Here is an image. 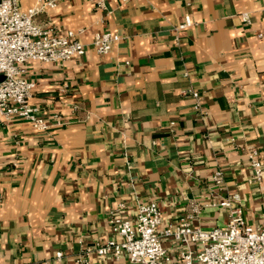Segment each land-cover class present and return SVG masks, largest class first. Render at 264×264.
I'll return each mask as SVG.
<instances>
[{"label": "crops", "instance_id": "obj_1", "mask_svg": "<svg viewBox=\"0 0 264 264\" xmlns=\"http://www.w3.org/2000/svg\"><path fill=\"white\" fill-rule=\"evenodd\" d=\"M35 20L74 31L87 50L26 65L31 102L53 125L3 128L0 264H132L97 243L113 236L112 211L135 218L140 202L157 201L163 225L192 216L211 229L229 224L220 203L230 198L264 225V174L255 181L247 155L249 145L264 154V0H108L106 10L63 0ZM104 30L121 38L99 54Z\"/></svg>", "mask_w": 264, "mask_h": 264}, {"label": "built area", "instance_id": "obj_2", "mask_svg": "<svg viewBox=\"0 0 264 264\" xmlns=\"http://www.w3.org/2000/svg\"><path fill=\"white\" fill-rule=\"evenodd\" d=\"M63 0H37L36 6L23 10L20 0H0V140L3 128L16 119H24L38 131H47L52 122L41 114V108L31 102L37 84L26 75L31 61H67L86 53V44L70 30L61 34L53 24L41 25L35 16L43 9L54 8ZM101 10L108 8V0H93ZM243 20L250 24L248 12ZM192 24L191 14L185 16L180 28ZM264 37V33H259ZM121 36L109 30L97 32L92 44L99 54L109 53ZM194 97L198 92L192 91ZM56 122L61 123L56 116ZM247 155L254 170L255 181L264 174V154L255 146L247 147ZM214 180L222 182L221 173ZM229 209L226 227L203 229L192 224V216L179 223L163 225V213L157 201L140 202L135 218L112 211L109 224L113 236L97 243L100 255L126 254L132 264H264V225L247 223L244 208L227 198L220 203ZM120 207L125 205L122 203ZM175 244L173 254L166 246ZM63 253L59 251L57 258ZM49 264V263H46Z\"/></svg>", "mask_w": 264, "mask_h": 264}, {"label": "water", "instance_id": "obj_3", "mask_svg": "<svg viewBox=\"0 0 264 264\" xmlns=\"http://www.w3.org/2000/svg\"><path fill=\"white\" fill-rule=\"evenodd\" d=\"M4 78V75H0V81L3 80Z\"/></svg>", "mask_w": 264, "mask_h": 264}]
</instances>
